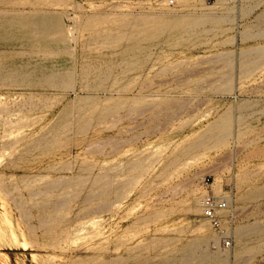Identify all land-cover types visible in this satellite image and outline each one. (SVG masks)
<instances>
[{
	"label": "rangeland",
	"instance_id": "374dc122",
	"mask_svg": "<svg viewBox=\"0 0 264 264\" xmlns=\"http://www.w3.org/2000/svg\"><path fill=\"white\" fill-rule=\"evenodd\" d=\"M0 264H264V0H0Z\"/></svg>",
	"mask_w": 264,
	"mask_h": 264
},
{
	"label": "built area",
	"instance_id": "2783aa9c",
	"mask_svg": "<svg viewBox=\"0 0 264 264\" xmlns=\"http://www.w3.org/2000/svg\"><path fill=\"white\" fill-rule=\"evenodd\" d=\"M175 0H168L172 4ZM203 214L210 221L216 233L223 238L226 245L230 244V234L225 233L219 211L229 206V200L226 197H218L213 194H207L201 201Z\"/></svg>",
	"mask_w": 264,
	"mask_h": 264
},
{
	"label": "bare ground",
	"instance_id": "6f19581e",
	"mask_svg": "<svg viewBox=\"0 0 264 264\" xmlns=\"http://www.w3.org/2000/svg\"><path fill=\"white\" fill-rule=\"evenodd\" d=\"M36 26H37V25H36ZM31 35H32V34H31ZM61 85H62V84H61ZM61 85H60V86H61Z\"/></svg>",
	"mask_w": 264,
	"mask_h": 264
}]
</instances>
